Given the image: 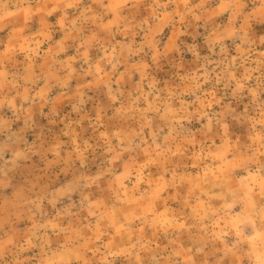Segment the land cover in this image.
Wrapping results in <instances>:
<instances>
[{
	"label": "clouds",
	"instance_id": "1",
	"mask_svg": "<svg viewBox=\"0 0 264 264\" xmlns=\"http://www.w3.org/2000/svg\"><path fill=\"white\" fill-rule=\"evenodd\" d=\"M0 264H264V0H0Z\"/></svg>",
	"mask_w": 264,
	"mask_h": 264
}]
</instances>
